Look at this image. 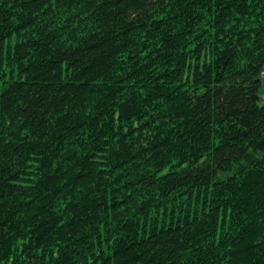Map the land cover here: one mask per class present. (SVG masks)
<instances>
[{
    "label": "trees",
    "instance_id": "obj_1",
    "mask_svg": "<svg viewBox=\"0 0 264 264\" xmlns=\"http://www.w3.org/2000/svg\"><path fill=\"white\" fill-rule=\"evenodd\" d=\"M264 0H0V264H264Z\"/></svg>",
    "mask_w": 264,
    "mask_h": 264
},
{
    "label": "built area",
    "instance_id": "obj_2",
    "mask_svg": "<svg viewBox=\"0 0 264 264\" xmlns=\"http://www.w3.org/2000/svg\"><path fill=\"white\" fill-rule=\"evenodd\" d=\"M262 78L264 79V72L262 73Z\"/></svg>",
    "mask_w": 264,
    "mask_h": 264
}]
</instances>
